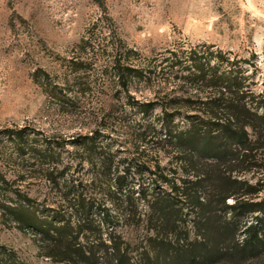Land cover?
I'll use <instances>...</instances> for the list:
<instances>
[{"label":"rangeland","instance_id":"374dc122","mask_svg":"<svg viewBox=\"0 0 264 264\" xmlns=\"http://www.w3.org/2000/svg\"><path fill=\"white\" fill-rule=\"evenodd\" d=\"M200 64L264 95V0H0V264H69L29 224L72 180L144 246L153 197L201 188L166 142L194 114L177 100L206 95ZM249 157L240 178L264 202V146Z\"/></svg>","mask_w":264,"mask_h":264},{"label":"trees","instance_id":"16d2710c","mask_svg":"<svg viewBox=\"0 0 264 264\" xmlns=\"http://www.w3.org/2000/svg\"><path fill=\"white\" fill-rule=\"evenodd\" d=\"M226 69L200 64L191 83L206 95L177 100L172 114L194 112L186 129L167 124L169 150L201 188L153 197L154 235L138 246L119 232L130 216L75 192L72 180L71 196L52 220L29 224L48 257L69 264H264V202L252 201L254 186L240 178L254 166L251 152L264 146V95L252 94L239 72Z\"/></svg>","mask_w":264,"mask_h":264}]
</instances>
